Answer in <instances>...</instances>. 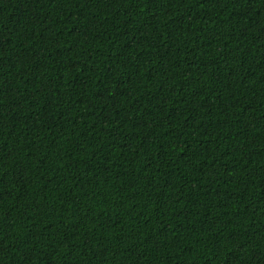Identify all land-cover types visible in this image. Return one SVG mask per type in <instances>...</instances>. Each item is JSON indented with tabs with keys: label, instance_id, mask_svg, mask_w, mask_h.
I'll use <instances>...</instances> for the list:
<instances>
[{
	"label": "trees",
	"instance_id": "1",
	"mask_svg": "<svg viewBox=\"0 0 264 264\" xmlns=\"http://www.w3.org/2000/svg\"><path fill=\"white\" fill-rule=\"evenodd\" d=\"M0 264H264V0H0Z\"/></svg>",
	"mask_w": 264,
	"mask_h": 264
}]
</instances>
